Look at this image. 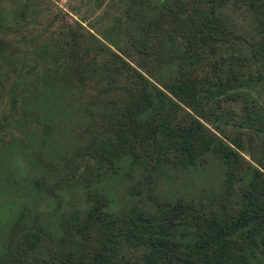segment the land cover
<instances>
[{"label": "trees", "instance_id": "16d2710c", "mask_svg": "<svg viewBox=\"0 0 264 264\" xmlns=\"http://www.w3.org/2000/svg\"><path fill=\"white\" fill-rule=\"evenodd\" d=\"M90 1L0 0V264H264V0Z\"/></svg>", "mask_w": 264, "mask_h": 264}, {"label": "rangeland", "instance_id": "374dc122", "mask_svg": "<svg viewBox=\"0 0 264 264\" xmlns=\"http://www.w3.org/2000/svg\"><path fill=\"white\" fill-rule=\"evenodd\" d=\"M41 12L38 16V25L30 28L29 32L36 33L38 30H43L46 26L50 30H56L61 25L71 23L73 20L80 22L85 27L94 24L95 17L98 9H96L90 0H40ZM103 5L100 7L102 8ZM112 10V9H111ZM30 33V34H31ZM29 36V33L26 34ZM17 38L22 36L17 35ZM122 181V182H121ZM117 192L124 191V179L116 181ZM61 195V194H60ZM65 204V199L61 198V206ZM55 205V203H54ZM52 209V206H48ZM57 213V212H55Z\"/></svg>", "mask_w": 264, "mask_h": 264}]
</instances>
